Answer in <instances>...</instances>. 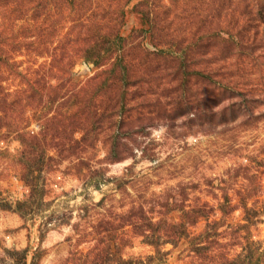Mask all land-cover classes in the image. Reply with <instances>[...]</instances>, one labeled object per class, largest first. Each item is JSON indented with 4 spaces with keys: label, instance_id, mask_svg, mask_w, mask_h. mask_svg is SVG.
I'll list each match as a JSON object with an SVG mask.
<instances>
[{
    "label": "rangeland",
    "instance_id": "obj_1",
    "mask_svg": "<svg viewBox=\"0 0 264 264\" xmlns=\"http://www.w3.org/2000/svg\"><path fill=\"white\" fill-rule=\"evenodd\" d=\"M0 264H264V0H0Z\"/></svg>",
    "mask_w": 264,
    "mask_h": 264
}]
</instances>
